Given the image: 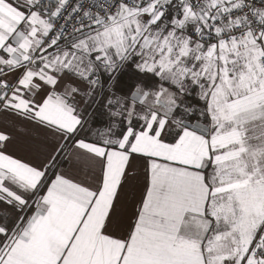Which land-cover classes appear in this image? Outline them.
<instances>
[{
  "label": "snow or ice",
  "instance_id": "obj_1",
  "mask_svg": "<svg viewBox=\"0 0 264 264\" xmlns=\"http://www.w3.org/2000/svg\"><path fill=\"white\" fill-rule=\"evenodd\" d=\"M0 264H264V0H0Z\"/></svg>",
  "mask_w": 264,
  "mask_h": 264
}]
</instances>
